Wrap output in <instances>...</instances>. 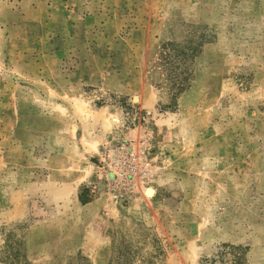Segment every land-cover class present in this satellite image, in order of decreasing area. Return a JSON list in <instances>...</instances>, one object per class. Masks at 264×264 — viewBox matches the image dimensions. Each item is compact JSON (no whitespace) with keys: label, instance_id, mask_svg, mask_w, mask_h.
Here are the masks:
<instances>
[{"label":"rangeland","instance_id":"obj_1","mask_svg":"<svg viewBox=\"0 0 264 264\" xmlns=\"http://www.w3.org/2000/svg\"><path fill=\"white\" fill-rule=\"evenodd\" d=\"M0 264H264V0H0Z\"/></svg>","mask_w":264,"mask_h":264},{"label":"bare ground","instance_id":"obj_2","mask_svg":"<svg viewBox=\"0 0 264 264\" xmlns=\"http://www.w3.org/2000/svg\"><path fill=\"white\" fill-rule=\"evenodd\" d=\"M154 193H155V190H154V189L146 190V194H147L149 197L153 196Z\"/></svg>","mask_w":264,"mask_h":264},{"label":"trees","instance_id":"obj_3","mask_svg":"<svg viewBox=\"0 0 264 264\" xmlns=\"http://www.w3.org/2000/svg\"><path fill=\"white\" fill-rule=\"evenodd\" d=\"M81 201H83L84 202V200L81 198Z\"/></svg>","mask_w":264,"mask_h":264}]
</instances>
